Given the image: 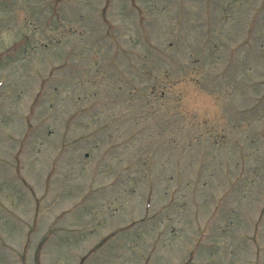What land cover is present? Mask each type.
I'll return each mask as SVG.
<instances>
[{
  "label": "rangeland",
  "instance_id": "obj_1",
  "mask_svg": "<svg viewBox=\"0 0 264 264\" xmlns=\"http://www.w3.org/2000/svg\"><path fill=\"white\" fill-rule=\"evenodd\" d=\"M0 82V264H264V0H0Z\"/></svg>",
  "mask_w": 264,
  "mask_h": 264
},
{
  "label": "trees",
  "instance_id": "obj_2",
  "mask_svg": "<svg viewBox=\"0 0 264 264\" xmlns=\"http://www.w3.org/2000/svg\"><path fill=\"white\" fill-rule=\"evenodd\" d=\"M152 92L156 94V96L152 97L153 99L156 98V97L163 98V97L165 96V95H161V94L164 93V91L162 90V91H161V94H160L159 90H158L156 87L153 89ZM153 99H152V100H153Z\"/></svg>",
  "mask_w": 264,
  "mask_h": 264
}]
</instances>
